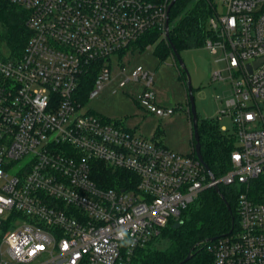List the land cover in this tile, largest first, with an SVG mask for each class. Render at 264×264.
Instances as JSON below:
<instances>
[{
    "label": "built area",
    "instance_id": "1",
    "mask_svg": "<svg viewBox=\"0 0 264 264\" xmlns=\"http://www.w3.org/2000/svg\"><path fill=\"white\" fill-rule=\"evenodd\" d=\"M4 1L27 12L29 38L21 55L0 57V264H129L220 185L238 193L239 229L211 247L216 264H264V186L252 193L264 180V0H225L208 21L206 45L224 52L231 73L233 97L221 113L237 141L214 180L196 153L137 135L80 99L89 76L90 100L115 80L114 67L125 73L120 59L144 35H166L173 0ZM141 81L139 104L173 115L156 102L154 75L143 67L119 86ZM104 164L128 174L109 187Z\"/></svg>",
    "mask_w": 264,
    "mask_h": 264
},
{
    "label": "trees",
    "instance_id": "2",
    "mask_svg": "<svg viewBox=\"0 0 264 264\" xmlns=\"http://www.w3.org/2000/svg\"><path fill=\"white\" fill-rule=\"evenodd\" d=\"M215 11V0H177L170 10L168 35L151 31L140 39L132 53L154 46L153 53L165 60L169 55L174 57L173 47L181 53L206 45L212 36L208 21ZM26 20L24 9L0 0V57L21 55L29 38ZM173 20L176 22L172 26ZM182 76L186 80L183 71ZM94 77L89 76L81 88L80 99L85 103L89 101ZM199 133L202 158L214 176L219 177L229 168L231 153L236 149L235 133L223 132L217 121L208 119L199 122ZM192 152L196 153L194 138ZM103 169L109 187L119 185L128 174L105 164ZM261 182L253 187L255 197L262 194L264 180ZM219 188L220 192L213 187L205 189L179 218L172 219L157 237L137 249L129 264H178L190 253L192 258L183 264H216L211 247L219 238L239 229L238 193L231 187ZM212 238L213 242H206Z\"/></svg>",
    "mask_w": 264,
    "mask_h": 264
},
{
    "label": "rangeland",
    "instance_id": "3",
    "mask_svg": "<svg viewBox=\"0 0 264 264\" xmlns=\"http://www.w3.org/2000/svg\"><path fill=\"white\" fill-rule=\"evenodd\" d=\"M224 1L215 0L220 12L224 10ZM175 22H171L172 26ZM153 48L148 47L122 57L120 61L126 67L125 73L121 72V68L114 67L112 76L116 77L115 80L99 96L87 102L86 110L110 121L118 120L132 128L137 135L159 140L174 152L190 153L193 132L185 78L176 58L169 55L161 60L153 53ZM180 56L191 77L199 122L204 119L217 121L220 127L225 126L232 132L233 120L221 113L225 109V102L233 97L234 92L224 52L218 50L213 53L207 45H203L183 50ZM117 60V57L113 58L115 66ZM139 66L154 75L151 89L155 93L156 102L175 108L173 115L157 116L139 104L146 85L144 81L127 82L123 87L119 86ZM215 72H222L224 80L212 81Z\"/></svg>",
    "mask_w": 264,
    "mask_h": 264
},
{
    "label": "water",
    "instance_id": "4",
    "mask_svg": "<svg viewBox=\"0 0 264 264\" xmlns=\"http://www.w3.org/2000/svg\"><path fill=\"white\" fill-rule=\"evenodd\" d=\"M176 2H177V0H173L169 6V9H168V17H167V24H166V35H168V32H169V13H170L171 8L175 5ZM172 51H173V55L176 58L180 68L182 69V71L186 75L185 85H186V90H187V95H188L189 111L191 114L192 132H193V138L195 141V152H196L198 159L204 165L206 171L208 172V174L210 175L212 180H214V174L212 173L209 166L204 162L202 155H201V151H200L201 144H200V133H199V119H198V115H197V111H196L195 97L193 94L191 77H190V74H189V72L185 66L183 59L180 56V53L174 47L172 48ZM259 63H261V60L257 61L255 64L258 65ZM214 188L216 189L217 192H220V188L218 186H215ZM227 205L230 208L228 203H227ZM214 240L215 239L212 238V239H208L206 242L207 243L213 242ZM191 258H192V254L190 253L182 262H180L178 264H183L185 262H188Z\"/></svg>",
    "mask_w": 264,
    "mask_h": 264
}]
</instances>
